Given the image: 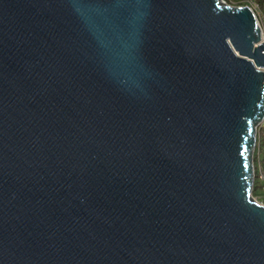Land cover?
<instances>
[{
	"label": "water",
	"instance_id": "95a60500",
	"mask_svg": "<svg viewBox=\"0 0 264 264\" xmlns=\"http://www.w3.org/2000/svg\"><path fill=\"white\" fill-rule=\"evenodd\" d=\"M224 0H0V264H264V45Z\"/></svg>",
	"mask_w": 264,
	"mask_h": 264
},
{
	"label": "trees",
	"instance_id": "16d2710c",
	"mask_svg": "<svg viewBox=\"0 0 264 264\" xmlns=\"http://www.w3.org/2000/svg\"><path fill=\"white\" fill-rule=\"evenodd\" d=\"M229 5H243L245 0H224ZM255 178L252 190V196L257 201L264 204V180L259 179V171L264 177V127L261 128L260 145L258 151L254 153Z\"/></svg>",
	"mask_w": 264,
	"mask_h": 264
},
{
	"label": "built area",
	"instance_id": "2783aa9c",
	"mask_svg": "<svg viewBox=\"0 0 264 264\" xmlns=\"http://www.w3.org/2000/svg\"><path fill=\"white\" fill-rule=\"evenodd\" d=\"M231 6H237V5H231ZM239 6H247L252 10V12L255 16L257 25H258L259 30H260V41L257 43V45H259L261 43L264 45V0H245L243 2V5H239ZM262 127H264V122L257 128V145H256V149H255L256 152L258 151L259 145H260V135H261V128ZM258 177L260 180H264V177H263L261 171H259ZM263 188H264V186H263Z\"/></svg>",
	"mask_w": 264,
	"mask_h": 264
},
{
	"label": "rangeland",
	"instance_id": "374dc122",
	"mask_svg": "<svg viewBox=\"0 0 264 264\" xmlns=\"http://www.w3.org/2000/svg\"><path fill=\"white\" fill-rule=\"evenodd\" d=\"M259 202V201H258ZM260 204H263L262 202H259ZM264 205V204H263Z\"/></svg>",
	"mask_w": 264,
	"mask_h": 264
}]
</instances>
